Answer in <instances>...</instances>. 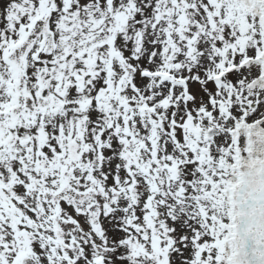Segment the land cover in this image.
Segmentation results:
<instances>
[{
	"label": "snow or ice",
	"instance_id": "1",
	"mask_svg": "<svg viewBox=\"0 0 264 264\" xmlns=\"http://www.w3.org/2000/svg\"><path fill=\"white\" fill-rule=\"evenodd\" d=\"M0 264H264V0H0Z\"/></svg>",
	"mask_w": 264,
	"mask_h": 264
}]
</instances>
